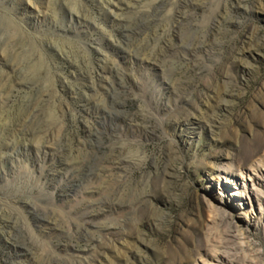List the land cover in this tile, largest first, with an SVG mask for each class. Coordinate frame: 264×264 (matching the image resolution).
<instances>
[{
	"label": "rangeland",
	"instance_id": "1",
	"mask_svg": "<svg viewBox=\"0 0 264 264\" xmlns=\"http://www.w3.org/2000/svg\"><path fill=\"white\" fill-rule=\"evenodd\" d=\"M0 264H264V0H0Z\"/></svg>",
	"mask_w": 264,
	"mask_h": 264
}]
</instances>
